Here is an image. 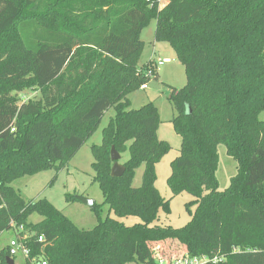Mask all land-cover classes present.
<instances>
[{
  "label": "trees",
  "instance_id": "trees-1",
  "mask_svg": "<svg viewBox=\"0 0 264 264\" xmlns=\"http://www.w3.org/2000/svg\"><path fill=\"white\" fill-rule=\"evenodd\" d=\"M153 20L155 40L172 46L187 73L169 96L182 144L168 185L195 197L181 228L155 223L171 211L156 187V164L172 149L158 136L159 109H132L129 98L158 77L148 75L152 63L139 67L141 34ZM33 87L42 98L19 104L13 92ZM110 109L115 115L91 150L93 180L116 217L86 230L46 198L26 202L13 181L61 171ZM263 111L264 0H0V232L15 224L31 234L24 264L42 255L48 264H154L157 255L185 253L264 264ZM220 144L237 162L223 191ZM112 147L129 153L121 177L111 174ZM35 213L43 219L32 223ZM129 217L138 221L121 220ZM9 257L6 246L1 263Z\"/></svg>",
  "mask_w": 264,
  "mask_h": 264
},
{
  "label": "rangeland",
  "instance_id": "rangeland-1",
  "mask_svg": "<svg viewBox=\"0 0 264 264\" xmlns=\"http://www.w3.org/2000/svg\"><path fill=\"white\" fill-rule=\"evenodd\" d=\"M155 31L156 20H153L141 34V38L145 41V49L140 57L139 67L140 69H145L144 65L149 62L152 63V67L147 70L150 69L153 73L158 71V77H151L147 83V88L134 90L129 95V98L132 109H139L150 102H153L159 109L162 122L158 130V136L160 139L169 142L172 149L156 164V187L164 198L170 199L171 211L169 214L161 211L159 219L155 223L181 228L192 218L187 209V203L194 200L195 197L188 192L174 195L168 185V177L172 172L171 162L180 155L182 144V137L175 131L172 124V119L177 112L173 108L169 96L173 89H180L186 85L187 73L185 66L178 59L172 46L168 42H157L155 40ZM151 56H154V58H150ZM159 59L169 60L159 65ZM13 93L17 95L19 104L42 98L40 89L36 87L25 88L23 91H14ZM114 115V109L106 112L95 134L61 171L57 172L50 169L33 175H26L13 181V187L26 202L48 199L81 229L94 228L109 213L112 217H116L113 211L110 212L109 205L103 204L104 195L101 187L98 182L93 180L95 171L92 167L94 156L91 150L93 144L102 143L103 128ZM260 118L264 120V111L261 113ZM218 154L219 165L216 175L219 181V190L223 191L229 187L232 177L237 174V162L228 155L224 144L218 146ZM121 156L120 163L123 164L128 160L129 153H124ZM144 169V164L136 169L133 178L134 187L142 185ZM80 196L95 200L96 207L90 208L78 199ZM69 197H73V199L70 201ZM192 209L194 210L195 207L193 206ZM42 219L41 215L35 213L31 215L29 221L36 223ZM121 220L127 225H131L137 222L138 218L129 217ZM14 236L15 231L13 229L0 232V250L6 247L8 241ZM15 262L16 264H24L25 259L22 256H18ZM0 264H2L1 260ZM127 264L138 263L131 262Z\"/></svg>",
  "mask_w": 264,
  "mask_h": 264
},
{
  "label": "built area",
  "instance_id": "built-area-1",
  "mask_svg": "<svg viewBox=\"0 0 264 264\" xmlns=\"http://www.w3.org/2000/svg\"><path fill=\"white\" fill-rule=\"evenodd\" d=\"M169 59H159L158 64L161 65L165 61L167 62ZM149 76L153 75V71L150 70L148 72ZM143 89L147 88V84L142 86ZM15 231V236L12 237L7 244L9 248L10 257L16 260L18 256H22L25 260L30 259L31 255V248L26 243L28 237H30V233L24 231V226L20 225L17 226L13 224V228ZM24 232V234H22ZM45 237L44 235L39 236V242H44ZM223 260L219 257L210 258L206 255H191L190 253L180 254L172 257H163L157 255L154 264H209V263H218L219 261ZM35 264H48V262L44 259L43 255L40 257H36L32 260ZM16 264V262H15Z\"/></svg>",
  "mask_w": 264,
  "mask_h": 264
},
{
  "label": "water",
  "instance_id": "water-1",
  "mask_svg": "<svg viewBox=\"0 0 264 264\" xmlns=\"http://www.w3.org/2000/svg\"><path fill=\"white\" fill-rule=\"evenodd\" d=\"M190 112H191V108L188 106L187 107V114H190ZM121 157H122L121 154L116 150V148L112 147L111 158L114 161V164L112 166L111 174L114 177H121L125 172V166L120 163ZM78 199L80 201L84 202L85 204H87L90 208H93L95 206V200H93V199L86 198L83 196L78 197ZM8 263L9 264H15V261L13 258L9 257Z\"/></svg>",
  "mask_w": 264,
  "mask_h": 264
},
{
  "label": "crops",
  "instance_id": "crops-1",
  "mask_svg": "<svg viewBox=\"0 0 264 264\" xmlns=\"http://www.w3.org/2000/svg\"><path fill=\"white\" fill-rule=\"evenodd\" d=\"M152 57L154 58V56H151L150 58H152Z\"/></svg>",
  "mask_w": 264,
  "mask_h": 264
}]
</instances>
